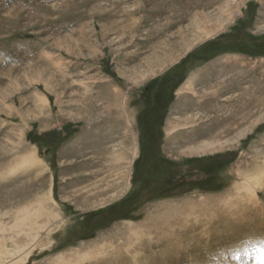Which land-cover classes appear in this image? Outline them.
Listing matches in <instances>:
<instances>
[{
  "label": "rangeland",
  "instance_id": "374dc122",
  "mask_svg": "<svg viewBox=\"0 0 264 264\" xmlns=\"http://www.w3.org/2000/svg\"><path fill=\"white\" fill-rule=\"evenodd\" d=\"M162 75L183 83L151 162L139 119ZM39 207L53 225L26 264H264V0H0L10 245Z\"/></svg>",
  "mask_w": 264,
  "mask_h": 264
},
{
  "label": "bare ground",
  "instance_id": "6f19581e",
  "mask_svg": "<svg viewBox=\"0 0 264 264\" xmlns=\"http://www.w3.org/2000/svg\"><path fill=\"white\" fill-rule=\"evenodd\" d=\"M192 120H194V118L192 116H189L187 118H184L183 123L186 125V123ZM177 127L179 126H174V128H177ZM182 127H186V126H182ZM247 128H242L235 134L234 137H232L231 139L225 142H217V141L208 140L202 143L199 148L202 150H211V149L216 148L218 145L220 146L223 143H226L233 139L238 140L239 138L244 137V135L247 133V130H248ZM37 161H38V157L36 156L35 153L27 154L22 157L20 161V165L28 166V165L34 164ZM14 172H16V169H13V173ZM50 192L52 193V189ZM38 203L39 205H41V208H42L44 204L43 200H40ZM41 208L39 207V209H37L36 215H33L36 213L35 208L30 209V210L25 209L24 211H21V213H19V215L17 216L16 223L12 224L13 227L11 226L12 231L19 233L17 235L12 236V239L14 238V245H10L7 242L8 241L7 238L9 236L6 237V235L9 230L6 229L7 227L6 223L0 222V264H26L29 260L31 253L34 251L35 248L43 249L45 248V246L48 245V243L46 242L47 240L45 238V232L53 225V223H50L51 216L50 217L47 216L46 213H44V211ZM38 215L39 217L40 215L41 216L43 215L44 217L46 216L43 222L38 223V220L36 218L38 217ZM32 216H34V219H33L34 221L32 220ZM19 220L20 221L22 220L21 222L23 224L21 225L22 228L20 230H19L20 222H18ZM2 235L4 237H2ZM15 237H18V238H15ZM78 256H80V252Z\"/></svg>",
  "mask_w": 264,
  "mask_h": 264
},
{
  "label": "flooded vegetation",
  "instance_id": "af4514ba",
  "mask_svg": "<svg viewBox=\"0 0 264 264\" xmlns=\"http://www.w3.org/2000/svg\"><path fill=\"white\" fill-rule=\"evenodd\" d=\"M241 50V49H240ZM251 51L247 50L245 53H243V51H241V53L243 54H249ZM240 53V52H239ZM176 75H162L161 77H158V80H155L154 82H152L151 84H147L146 86H144V93L145 94H150V99L147 102V109H145V111H143V114L147 115V120L144 121L142 120V114L140 115V125L145 126V130H144V135L142 136V145H143V151H141V153H143V159L144 160H151L152 161H156L161 159V157H163V153L161 150V138H160V128L159 126H163L162 121H160V119L162 118V114L165 116L167 110L166 108L169 109L170 104H172L173 101H171V98H173L174 93L176 94V91L178 90V88L182 85L183 82H169L170 78H175ZM175 85V87L173 86ZM141 157V156H140ZM225 159H223L224 161ZM143 161V160H142ZM141 161V162H142ZM210 162V160H207V162ZM211 163L210 165H215L217 164V160H215V158H211ZM193 163H195L194 165H192V169L195 166H201L200 168L205 167V161L203 159H196L192 161ZM208 176L203 174V176L201 178H196V179H187L184 180L183 182L181 181L182 179L179 180L180 185L182 184H188V183H192V184H201L204 183L206 181V178ZM176 185L177 183L175 182V184H171L168 185L166 188H169L170 190H176Z\"/></svg>",
  "mask_w": 264,
  "mask_h": 264
}]
</instances>
